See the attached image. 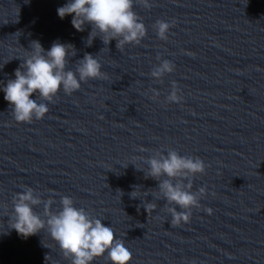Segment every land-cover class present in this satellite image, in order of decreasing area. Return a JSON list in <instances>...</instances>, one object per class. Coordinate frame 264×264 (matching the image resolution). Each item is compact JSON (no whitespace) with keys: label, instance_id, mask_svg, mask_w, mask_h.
Returning <instances> with one entry per match:
<instances>
[{"label":"water","instance_id":"1","mask_svg":"<svg viewBox=\"0 0 264 264\" xmlns=\"http://www.w3.org/2000/svg\"><path fill=\"white\" fill-rule=\"evenodd\" d=\"M66 2L0 0V87L32 41L45 51L72 44L66 70L87 53L105 73L43 101L49 111L32 123L16 122L0 91V264H70L47 231L23 237L11 228L21 186L53 197V209L71 197L124 241L129 264H264V0L137 2L146 36L123 50L99 37L86 46L91 27L78 32L71 15H57ZM157 19L175 22L167 41L156 35ZM158 55L175 64L161 81L150 75ZM173 81L180 103L166 102ZM168 149L207 165L192 178L193 192L207 189L201 207L178 227L158 182L138 170ZM148 202L156 204L150 213ZM91 264L111 262L105 253Z\"/></svg>","mask_w":264,"mask_h":264},{"label":"clouds","instance_id":"2","mask_svg":"<svg viewBox=\"0 0 264 264\" xmlns=\"http://www.w3.org/2000/svg\"><path fill=\"white\" fill-rule=\"evenodd\" d=\"M140 3L145 9H150L149 0H67L57 8L60 19L71 15L72 27L83 32L85 25L91 27L86 40V46H91L93 39L99 37L104 45L116 41V48L123 50L126 44L139 45L146 36V27L142 18L134 10L135 3ZM174 21L157 19L153 28L160 40L167 41L170 28ZM28 55L14 71V79H9L6 85L0 87L4 100L11 107V114L18 123H32L33 119L41 120L49 108L46 103L54 102V97L63 91L71 95L80 89L82 82L94 79H104L101 64L91 54H85L76 61L75 70L67 69L69 57L76 55L72 44L59 41L52 43L45 51L39 41H32ZM159 64L150 72L152 78L161 81L166 74L175 70V64L157 56ZM155 96L159 92L152 89ZM176 82L173 81L171 91L166 97L168 103H180ZM35 95L37 98L32 99ZM41 101V102H38ZM145 149H141L144 151ZM148 168L145 177L158 182V199L166 201L170 224L178 227L187 224L192 216V209L201 207L199 201L206 194V187L201 186L192 191V178L204 174L207 165L199 157L181 155L174 149L156 151L146 159ZM22 191L12 198V227L23 236L35 235L41 230L47 231L54 240L62 255L70 260V264H91L96 258L107 253L111 264H129L132 253L125 247L124 241L115 237L113 229L105 226L101 219L91 216L84 208H77L69 196H61L59 209H53V197L42 198L36 189L21 186ZM133 191L130 195L136 198ZM43 205L42 213L35 211ZM178 206L180 211H177ZM145 211L150 213L156 208L152 202L145 203ZM205 211L211 214L212 209ZM46 259V257H45Z\"/></svg>","mask_w":264,"mask_h":264}]
</instances>
